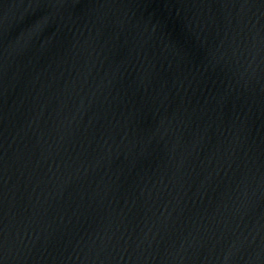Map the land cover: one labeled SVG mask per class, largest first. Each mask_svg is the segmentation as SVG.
Here are the masks:
<instances>
[{
	"label": "water",
	"instance_id": "water-1",
	"mask_svg": "<svg viewBox=\"0 0 264 264\" xmlns=\"http://www.w3.org/2000/svg\"><path fill=\"white\" fill-rule=\"evenodd\" d=\"M237 0H0V264H34Z\"/></svg>",
	"mask_w": 264,
	"mask_h": 264
}]
</instances>
